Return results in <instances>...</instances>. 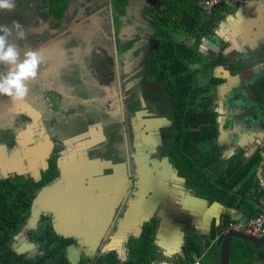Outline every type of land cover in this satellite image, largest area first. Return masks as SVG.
<instances>
[{
    "label": "crops",
    "instance_id": "crops-1",
    "mask_svg": "<svg viewBox=\"0 0 264 264\" xmlns=\"http://www.w3.org/2000/svg\"><path fill=\"white\" fill-rule=\"evenodd\" d=\"M247 4L241 9L237 7L238 12L233 11L234 14L231 15L230 12L227 14L224 23H221V29L227 28L228 31H222L219 35L222 37L214 38V34L211 38L215 40L211 39L203 43L206 45L204 51L209 56L217 53V48L218 50L222 48L225 65L220 67L226 69V74L223 76L228 82L237 83L236 86L243 82L242 79L246 78L244 76L249 72V68L245 67L240 73L235 74L236 64L242 66L244 61L249 62L248 65H252L255 74L262 73L264 69L262 63L257 62L259 57H264V0H248ZM97 5L94 3L88 8L96 9ZM156 9L158 10L157 6ZM99 11L101 10L97 9L95 13ZM234 15L239 17L238 21L233 19ZM85 22L87 24L89 21ZM223 36L229 38L224 39ZM259 49H263V54L258 52ZM60 52L57 44H48L43 49L45 58L50 59L47 60L49 62L56 60L57 63L61 62ZM227 70L230 72L228 73ZM213 74L217 76V73ZM226 85L221 90H229ZM32 89L35 91L29 89L27 97L14 105L17 109L13 114L24 113L31 120L32 127L37 126L44 132L42 110H37L36 106L40 107L45 103H38L37 100L40 98V94L36 93L38 89L36 86ZM225 93L228 92H221V96L224 97ZM3 97L5 96L0 95L1 103H3ZM250 107L248 118L243 116L245 119H242L244 113L241 114L239 111L236 114L240 117L232 115L233 125L228 128L223 124L225 117L226 120L229 119L227 116L230 113L227 114L228 111L222 110V107L217 111L215 143L223 159L239 151L243 152V159H247L256 150L260 151L261 143H264V129H262L264 122L260 112L264 111V107L255 108V105ZM239 119L242 121H236ZM97 126L98 131L95 127L93 128L95 131L93 136L97 135V139L94 141L89 136V140L84 142L87 145L84 151L105 140L103 133L101 136L98 134L102 130L101 124ZM30 128L27 127L17 135L12 147H9V144L0 137V178L18 176L21 174L23 165L28 168L37 167L34 163L35 158L40 159L39 165L42 168L45 167L48 147L42 142L35 145V148L27 146L25 141L32 136ZM84 134L70 137L67 142L65 141L68 147L62 152L65 157L60 165L62 180L56 184L48 181L40 187L32 188L33 194L35 193L33 196L35 208L31 209L30 216L8 242L10 251L19 256L22 261H33L36 257L43 255L40 243H37L29 234H34L41 229V214L48 215L44 217L50 219L52 230L60 240H71L63 251L68 264H78L82 258L88 260L87 264H96L101 255L111 251L115 253L119 262L126 261L131 254L132 241L140 236L139 230L151 221H156L153 239L156 247L155 258L151 264H194L201 252L200 255L186 254L184 248L186 233L201 237V241H207L212 227H220L224 222L229 221L242 222L248 217L247 208L244 206L237 208L209 202L184 189L183 179L177 176L168 158L154 155V151L146 146L143 148L145 165L135 166L136 181L131 189L128 186L130 172L128 162L113 160L112 157L89 158L86 154L82 157L89 166L84 169L81 165L80 170H77L78 176L90 173L95 179L89 186H81V176H76L73 181L70 166L71 161L76 158V149L68 142L79 138L83 140ZM81 146L83 142L77 145L79 149ZM138 153L141 151L137 149L136 156ZM81 154L83 153L80 152L78 156ZM260 155L261 158L253 170V178L263 194L257 199L250 200L256 210H259L258 200H264V154L260 153ZM137 157L140 158V156ZM83 158H81L82 161ZM104 163L120 164L122 167H112ZM105 169L111 170L110 173L105 174L103 171ZM87 170L90 172H86ZM36 212H38L37 215ZM240 244L241 249L250 248L245 243L240 242ZM198 245L202 251V242ZM219 247L216 243L212 245L208 253L200 259L199 264H203V261L207 264H219ZM246 250H243L244 253H237V260L250 257ZM230 258L231 256L229 261ZM41 264H57V262L49 258ZM250 264H264V261L260 262L259 259L258 262L254 259V262Z\"/></svg>",
    "mask_w": 264,
    "mask_h": 264
},
{
    "label": "flooded vegetation",
    "instance_id": "flooded-vegetation-1",
    "mask_svg": "<svg viewBox=\"0 0 264 264\" xmlns=\"http://www.w3.org/2000/svg\"><path fill=\"white\" fill-rule=\"evenodd\" d=\"M125 1L127 3L132 2V0ZM94 3L98 5L101 3L99 9L101 10L104 8L107 13L103 10L104 16L101 20V25L98 24V33L100 36L103 32L102 41L99 44H96V42L93 43L94 45H92L91 48L90 32L93 31L94 28L85 27V19L88 18L86 17L87 14L84 15L85 17L83 18H78L79 20L74 24H79V32H75L74 25H65L68 20L74 19V11L70 12L69 9L67 10V7L64 9L65 11L61 18H55L49 13V10L42 12V8L36 7L29 10V8H24V6H22V9H19L15 15V19H17L26 30V39L16 41L20 45L21 54L28 49L40 50L43 54V49L48 44H58L61 51V62L57 63V60L55 62H49L47 60L50 59L45 58V63L40 67L41 71L39 70L38 76L34 80H31L28 85L31 91H35L32 87L36 86L39 90H37L36 93L40 94V98L37 100L38 103H45L43 106H36L37 110H42L43 115H41L43 116V126L45 127L44 132L37 126L32 127L31 120L24 113L19 112L18 114H13L17 109L14 105H16L18 101L14 102L11 98L5 96L3 97L2 106H0L2 111H0L1 123H3V127H1L0 123V137L3 138L2 140H5L9 146H13L12 143L21 131H24L27 127H31L32 136L29 140L25 141L27 146L35 148V145L42 142L48 147L46 153L47 157L45 159L46 165L44 168L39 165L40 159L35 158L34 163L37 167L28 168L22 164L23 169L21 174L9 177L11 179L17 177L23 178L30 184H35L33 188L40 187L48 181L55 182L56 184L62 180L63 174L60 170V165L65 159L64 153L62 152L68 147L65 141L67 142L70 137L85 133V139L82 140V138H79L68 142L71 143L73 147L83 142V146L80 148V152L83 153L87 147L84 142L89 140V136L94 141L97 139V135L93 136L95 132L93 128L95 127V130L98 131L97 123H100L102 126V133L105 140L89 148L87 150V156L89 158L102 156L112 157L113 160L128 162L130 166L128 186L130 189L134 186L136 181V179H134L135 166L141 164L145 165L143 153V148L145 146L148 147L149 150L151 149L154 151V155L160 157L168 156L167 153H164L165 146L168 145L170 131L168 113L161 112L162 109H157L154 113H151L147 112L148 110L144 108L130 111L127 107L129 102L127 97L130 96V94L131 96L134 94L138 95L137 93L139 90L133 85L134 82L138 81L136 80L138 77H140L142 88L145 91L146 89L148 92L152 90L159 91L161 89L160 86H162V88L165 87V90H167V86L162 84L164 81L161 82L163 74L161 71H158L154 77L150 74L153 70H151L149 66V58L155 50H158L155 32L153 35L154 37L152 36L154 42H150L148 38V42H145L147 43L146 46L144 45L145 43H141L140 39H128L127 36H124L126 33L131 34L134 30L143 32L144 26L136 23L137 18L135 20H131V18L137 15L139 11L140 13H144V9L142 8L140 10L139 8L141 7L137 4L132 9L130 6H123L125 9L119 10L121 0H83V5L79 6L87 9L89 5H93ZM123 11L124 15L122 14ZM27 14L31 20L29 17L25 19ZM145 14H149V11L146 10ZM121 16H124V19L120 18ZM201 17L202 20L205 21L209 15L205 16V14L201 13ZM224 19L225 18L222 20ZM4 24L7 26L12 25V23ZM134 25L137 27H134ZM146 30H149V28L146 27L145 31ZM117 32H119V35H117ZM73 34H76V36L72 37ZM120 38L122 40L124 39L123 43ZM13 39H15V37H13ZM64 39L65 41H63ZM202 41L203 38L199 41L195 40L194 46L197 47L198 52L203 57L212 59L213 57L221 56V59L224 60L221 51L212 56L205 53L207 55L206 57L203 50L200 48ZM184 44L190 46L186 42H184ZM91 50H93L95 54L91 55ZM43 56L45 57L44 54ZM224 65L225 60L221 66ZM219 68L221 67L215 66L210 74L211 77L221 79L223 82L217 83L211 89L213 90L216 86L224 87V85H228H226V87L229 88V90H221V92L228 93H225L224 97H222L220 92L218 97V100L221 102V109L227 110V114L230 113L227 116L229 119L226 120L225 117L223 124L228 128L233 125L234 119L232 115L240 117L236 114L238 111L241 114L246 113L242 115V119H245L244 117H249L248 113L250 111L248 110H250L251 107L248 109L249 105L246 104L259 105V102L253 95L255 92L264 97V70L262 73L257 72V74H255V72H253L252 75H245L246 78L242 79L243 82H240L241 85L239 84L234 87L230 84L231 82L225 80L224 77L219 78L222 75L216 74L219 77H215L213 73ZM5 70L6 67L0 65V72ZM89 70L93 72V80L89 78ZM209 78L210 77L199 78L197 82L206 79L209 80ZM101 85H103V87H101ZM252 87H255L254 90H251ZM102 88V91H106L105 93L108 96V98L104 100L100 99L99 94ZM234 89L237 91L236 96L232 94ZM238 93L242 96L244 101H239ZM209 94H211L212 98L214 97L213 93ZM159 96H164L163 98L169 99V108L171 99L166 95V91L161 92ZM93 97L97 98V101L91 102L90 99ZM213 105V110L217 113L220 108L215 110L216 106L214 102ZM140 107L142 106L140 105ZM128 112H133L135 114V122L130 125H127L126 121L130 117L127 115ZM242 119L236 121H242ZM98 134L101 136V132H98ZM109 149H111V153H105V151ZM137 149L141 151V153H138L140 155L137 154V156H140L139 160L136 158ZM57 150H59L60 153H56ZM78 154L79 153H75L76 158L71 161L70 166L71 173H73V181L76 179L75 177L78 176L77 170H80L79 167L81 165H83L84 169L89 166L82 157L85 153L79 156ZM81 158H83V161L80 160ZM52 171L54 174L51 179L44 182L43 180L46 174L53 173ZM103 171L107 174L110 173L111 170L105 169ZM86 172L90 171L87 170ZM176 174L179 176L177 172ZM79 176H81L82 180L81 186H89L90 182L95 179L90 173L87 175L81 174ZM102 176H104V174ZM181 178L183 179L182 187L187 190L185 180L183 177ZM188 191L196 195L194 190L188 189ZM150 223H152V221ZM190 235V233H186L184 237L185 241Z\"/></svg>",
    "mask_w": 264,
    "mask_h": 264
},
{
    "label": "trees",
    "instance_id": "trees-1",
    "mask_svg": "<svg viewBox=\"0 0 264 264\" xmlns=\"http://www.w3.org/2000/svg\"><path fill=\"white\" fill-rule=\"evenodd\" d=\"M51 1L52 3H49L47 0L49 13L59 18L67 5V0ZM198 1L200 0H155L165 8V12L159 13L156 7L149 11L158 43V50H155L149 58L148 63L153 70L150 74L154 77L158 71L163 73L162 84L167 86L166 95L171 99L170 107L161 111L168 113L170 123L169 140L168 145H164V153H167L178 175L184 178L187 190H194L198 197L205 198L209 202L237 208L244 206L247 208L248 218H252L259 214V210L253 208L250 200L257 199L263 194L253 178V170L261 155L256 151L247 159H243V152L239 151L223 159L215 143L217 113L213 110L214 105L209 93L211 88L223 81L211 77L210 73L215 66L223 65L224 60L221 56L206 59L198 52L196 46H188L183 41H175L173 38L174 34L184 35L199 41L213 33L218 22L228 14V9L222 5L215 8L203 21L201 9L197 5ZM205 77H210L208 82L203 87L197 86L198 79ZM254 88L252 87L251 90ZM202 94L205 95L201 96ZM53 174L54 172L47 173L43 181L50 180ZM19 179L24 182H19ZM34 185L23 178H0V264H31L32 262L41 264L49 258L57 264H68L63 251L71 240H60L53 232L47 217L40 218L39 231L34 234L29 233L37 243H40L42 256L36 257L33 261H22L8 248V242L29 216ZM252 188L253 192H251ZM226 224L224 222L220 227H212L210 239L222 233ZM155 225L156 221H152L144 226L140 236L132 241L131 254L126 261L119 262L115 253L111 251L101 255L96 264H151L156 249L153 244ZM200 239L201 237L193 235L187 237L184 247L186 254L200 255L201 250L198 245ZM243 250L246 249L232 247L229 264H250L248 258L237 260V253H244ZM256 251L257 249L250 245L246 253L260 259L264 250ZM87 263L88 260L82 258L78 264Z\"/></svg>",
    "mask_w": 264,
    "mask_h": 264
},
{
    "label": "rangeland",
    "instance_id": "rangeland-1",
    "mask_svg": "<svg viewBox=\"0 0 264 264\" xmlns=\"http://www.w3.org/2000/svg\"><path fill=\"white\" fill-rule=\"evenodd\" d=\"M154 2H155V0H132V2L131 3H127L125 0H121V5L119 6V10H122V9H125L123 6H130V8L132 9V8H134L137 4H139V6L141 7V8H139L140 10L143 8L144 9V13H140V11H139V13L137 14V15H135V16H133L132 18H131V20H135L136 18V23H138V25L139 24H141V25H143L144 27H143V32H137L136 30H134V31H132V33L131 34H124V36H127V38L129 39V38H132V39H140V41H141V43H145V42H148V38H149V40H150V42H152L153 41V35H154V32H155V28H154V24H153V21H152V19H151V17H150V15L149 14H145V11L146 10H148V11H150L151 9H152V7H156V6H154L153 4H154ZM247 2H248V0H246V3H244V4H242V5H240V6H234V7H232V8H229L228 10H229V12L231 13V15L232 14H234L236 11L238 12L239 11V9H241L242 7H245V5L247 6L248 4H247ZM49 3H52V1L51 0H49ZM156 4H157V7H160V8H158V10L160 11L159 13H164L165 12V8L163 7V6H161V4L159 3H157V2H155ZM15 4H16V6H15V8L13 9V10H11V11H8V10H2V9H0V25H5L4 23H12L13 21H18L17 19H15L16 17H15V15H16V12H18V10L20 9H22V6H24V8H29V10H32L33 9V7H36V8H42L41 10H42V12L43 11H45V10H48V7H47V0H15ZM79 5H83V0H71V1H69V0H67V5H66V7H67V10L69 9L70 10V12H73V15H74V19L73 20H68L67 22H66V26L67 25H74L79 19L78 18H83V17H85L84 15H86V17H88L87 19H85V20H87V21H89V22H87V24H86V28H88V27H92V29L94 28V30L93 31H91L90 32V48L92 47V45H94L93 43H95L96 42V44H99L101 41H102V38H103V32L101 33L102 35L100 36V34L98 33L99 32V30H98V24H100L101 25V19L103 18V16H104V14H103V10H104V8L103 9H101V11H102V14H101V11H99V12H97V13H95V10H97V9H99L100 7H101V3L99 4V5H97V7H96V9L94 8V9H89V8H87V9H85L84 7H80ZM65 7V8H66ZM239 9H238V8ZM235 9V10H234ZM238 9V10H237ZM157 10V11H158ZM232 11V12H231ZM233 11H235V12H233ZM104 12L105 13H107V11H105L104 10ZM122 14L124 15V11L122 12ZM30 15V14H29ZM208 15H210V14H205V16H208ZM27 17H29L28 16V14L25 16V19L27 18ZM124 16H121L120 18H122V19H124L123 18ZM233 17V19H235V20H239V17H237V16H232ZM30 18V17H29ZM120 18H118V19H120ZM30 20H31V18H30ZM91 20V21H90ZM224 21H225V19L223 20V21H221V22H219L218 24H217V27L215 28V30L213 31V33H211V34H209V35H207V36H205L204 38H203V42L200 44L201 45V49L203 50V53H204V55L207 57V55L205 54V48H206V45L205 44H203V43H205L206 41H211V39L212 40H215V39H213V38H211L210 36H213L214 34V38H219V37H222V36H219L221 33H222V31H225V32H227L228 30H227V28H223V29H221L222 28V24L221 23H224ZM23 23H25L24 21H22ZM25 24H28V23H25ZM52 25V24H51ZM79 24H76V25H74V30H76L75 32H79L80 31V27L78 26ZM134 27H137V26H135L134 25ZM146 27H148L149 28V30H146L145 31V29H146ZM100 29V28H99ZM71 33H73V32H71ZM175 33V32H174ZM89 34V33H88ZM92 34V35H91ZM117 35H119V32H117ZM74 36H76V34H73L72 35V37H74ZM107 36V35H106ZM105 36V37H106ZM148 36V37H147ZM153 36V37H152ZM119 37H121V36H119ZM224 37V39H228L229 37H227V36H223ZM108 38H109V36H108ZM107 38V39H108ZM123 38V37H122ZM173 38H175L174 40L176 41H183V42H186L187 44H189L190 46H194L195 44H194V42H195V39L193 38V37H191V36H187V37H185L184 35H181V36H176L175 34H174V36H173ZM221 39V38H220ZM120 40L122 41V43H123V41H124V39L122 40L121 38H120ZM63 41H65V39L63 40ZM126 41V40H125ZM129 41V40H128ZM154 42V41H153ZM125 43V42H124ZM156 43V42H155ZM146 44L147 43H145L144 45L146 46ZM58 45V44H57ZM255 49V48H254ZM94 50V49H93ZM93 50H91V52H90V54L92 55V54H95L94 53V51ZM263 50V49H262ZM262 50L261 49H259V53H261V54H263V52H262ZM218 51L220 52H222L223 50H222V48L220 47V50H218V48H217V53H218ZM60 57H61V55H60ZM257 62L258 63H262L261 65H262V67L264 68V57H259L258 58V60H257ZM249 64V62H246V61H244L243 63H242V66L241 65H239V64H236V72H235V74L236 73H240L245 67L246 68H249V72H247V75H252V73L255 71L253 68H252V65H248ZM240 66V67H239ZM233 69V68H232ZM251 70H253V71H251ZM264 70V69H263ZM227 72L229 73L230 71H228L227 70ZM215 73H217L218 75H222V76H215V77H219V78H222V77H224L225 78V76H223V75H225L226 74V69H225V67H221V68H219V69H217V70H215ZM231 74V73H230ZM88 75H89V78H90V80H93V72L91 71V70H89V73H88ZM138 76V75H137ZM245 77V76H244ZM136 80H138L137 82H134L133 83V85L135 86V88L136 89H138L139 91H138V95H136V94H134V95H132L131 96V94H130V96H128L127 97V99L129 100V102H128V108H129V110L130 111H135V110H138V109H147L148 111L147 112H151V113H154L155 112V110H157V109H165L166 107H168V102H169V99L168 98H163L164 96H162V97H160L159 96V94L161 93V92H163V91H166L165 90V87L164 88H162V86H160V88L162 89V91H161V89L159 90V91H154V90H152L151 92H148L147 91V89H146V91L145 90H143V88H142V82H141V80H140V77H138V78H136ZM161 80H163L164 81V77H163V74H162V78H161ZM163 81H161V82H163ZM207 81H208V79H206V80H203V81H199V82H197V86H200V87H203L206 83H207ZM232 86H234V87H236V83H233V82H231L230 83ZM101 87H103V85H101ZM221 89H222V86H216L210 93H213V95H214V97L212 98V100H213V102L215 103V110H218L219 108H221V102L218 100V97H219V94H220V92H221ZM103 90V88L101 89V93H99L100 94V99L101 100H104V99H106V98H108V96H107V94L104 92V91H102ZM233 96H236L237 95V91L234 89L233 90ZM203 95H205V94H202L201 96H203ZM254 95V97L257 99V101L259 102V105H255V108L256 107H258V106H263L264 107V97L261 95V94H259V93H254L253 94ZM200 96V97H201ZM238 96H239V101H242L243 100V98H242V96L238 93ZM163 99H165V100H163ZM90 101L91 102H93V101H97V98H95V97H93V98H91L90 99ZM244 101V100H243ZM250 101V100H249ZM240 103H242V102H240ZM218 104H219V106H218ZM243 104V103H242ZM2 105V103L0 104V106ZM140 105L142 106V107H140ZM149 105V106H148ZM223 105V104H222ZM244 105V104H243ZM246 105H249V107L248 108H250V105L251 104H246ZM153 106H154V108H153ZM252 106V105H251ZM140 107V108H139ZM259 111V110H258ZM244 114H246V113H244ZM262 114V121L264 122V111H262V112H260V115ZM127 115L128 116H130L126 121H127V125H130L131 123H133V122H135V114L133 113V112H128L127 113ZM0 123H1V116H0ZM98 124V123H97ZM101 129H102V126L100 127ZM101 131V133H102V131L103 130H100ZM9 147H11V146H9ZM75 153H80V149L77 147V146H75ZM103 149V148H102ZM101 149V150H102ZM257 151V150H256ZM259 151V150H258ZM56 153H60L59 152V150H57V152ZM83 153H85L86 155H87V151H83ZM105 153H111V149H109V150H106L105 151ZM259 153H261V154H264V143H261V148H260V151H259ZM55 154V153H54ZM59 155V154H58ZM103 157V156H102ZM137 158V160H139V158L138 157H136ZM81 160V159H80ZM126 164V163H125ZM137 166H140V165H137ZM19 182H21V183H23L24 182V180H22V179H19ZM34 195H35V193H34ZM34 201V199L32 200V202ZM30 216V215H29ZM41 216H48V215H42L41 214ZM50 220V219H49ZM248 246L250 247V244H248ZM203 264H207V262L206 261H203Z\"/></svg>",
    "mask_w": 264,
    "mask_h": 264
},
{
    "label": "clouds",
    "instance_id": "clouds-1",
    "mask_svg": "<svg viewBox=\"0 0 264 264\" xmlns=\"http://www.w3.org/2000/svg\"><path fill=\"white\" fill-rule=\"evenodd\" d=\"M15 6V0H0L2 10L11 11ZM23 39H26V30L18 21H13L11 26L0 25V65L6 67L5 71L0 72V95L14 102L23 101L27 97L29 82L38 76L40 67L45 63L40 50L28 49L21 54L20 45L16 41ZM210 238L207 241L212 240Z\"/></svg>",
    "mask_w": 264,
    "mask_h": 264
},
{
    "label": "built area",
    "instance_id": "built-area-1",
    "mask_svg": "<svg viewBox=\"0 0 264 264\" xmlns=\"http://www.w3.org/2000/svg\"><path fill=\"white\" fill-rule=\"evenodd\" d=\"M246 3V0H200L198 1L197 5L201 9V13L203 14H210L215 8H218L222 5H225L227 9L240 6ZM258 207H259V214L252 218H246L244 221H229L223 232L217 234V236L212 239L202 240V251L201 255L197 259L194 264H199L201 258H203L207 252L210 250L216 239L221 236L225 235L230 232L241 233L243 235L256 237V238H263L264 237V200H258Z\"/></svg>",
    "mask_w": 264,
    "mask_h": 264
},
{
    "label": "water",
    "instance_id": "water-1",
    "mask_svg": "<svg viewBox=\"0 0 264 264\" xmlns=\"http://www.w3.org/2000/svg\"><path fill=\"white\" fill-rule=\"evenodd\" d=\"M262 129H264V123H263ZM104 165H109V166H112V167H117L118 166L119 168L122 167L120 164L104 163ZM112 179H114V178H112ZM33 196H34V194H33ZM33 202L31 204V209L35 208V207H33V205H34ZM30 214H31V211H29V215ZM37 214H38V212H36V215ZM41 217H43V216H41ZM139 232H142V228L139 230ZM155 232H156V229H155ZM209 235L210 236H208L207 238L211 237V232H210ZM219 238L216 241V245L220 246L219 247V264H229L230 263V261H229L230 249L232 247H234V249L241 248L242 245L240 244V242L245 243L246 245L250 244L255 249H260V250L263 249L264 250V237L263 238H256V237L243 235L241 233L230 232V233L225 234L224 236L223 235L219 236ZM248 259L252 263L254 262V259L259 262V258L255 257V256H251L250 255V257H248ZM261 260L264 261V254L260 258V262H261Z\"/></svg>",
    "mask_w": 264,
    "mask_h": 264
}]
</instances>
